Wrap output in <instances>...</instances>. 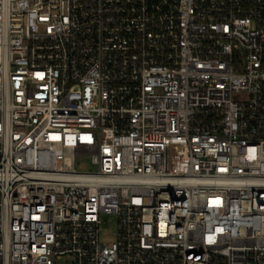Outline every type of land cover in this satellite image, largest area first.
<instances>
[{
  "label": "built area",
  "instance_id": "2783aa9c",
  "mask_svg": "<svg viewBox=\"0 0 264 264\" xmlns=\"http://www.w3.org/2000/svg\"><path fill=\"white\" fill-rule=\"evenodd\" d=\"M64 256L264 264V0H0V264Z\"/></svg>",
  "mask_w": 264,
  "mask_h": 264
},
{
  "label": "rangeland",
  "instance_id": "374dc122",
  "mask_svg": "<svg viewBox=\"0 0 264 264\" xmlns=\"http://www.w3.org/2000/svg\"><path fill=\"white\" fill-rule=\"evenodd\" d=\"M78 168L92 169L94 165L91 163L89 158L84 160H79L77 164ZM106 220L101 226L100 236L104 241H111L115 237V222L112 215H104ZM70 260L67 256L62 257L61 259L56 260V264H69Z\"/></svg>",
  "mask_w": 264,
  "mask_h": 264
}]
</instances>
